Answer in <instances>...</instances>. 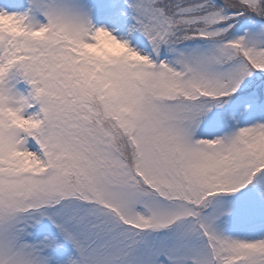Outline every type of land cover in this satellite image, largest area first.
Wrapping results in <instances>:
<instances>
[{
	"label": "snow or ice",
	"instance_id": "6c2138e0",
	"mask_svg": "<svg viewBox=\"0 0 264 264\" xmlns=\"http://www.w3.org/2000/svg\"><path fill=\"white\" fill-rule=\"evenodd\" d=\"M0 264H264V0H0Z\"/></svg>",
	"mask_w": 264,
	"mask_h": 264
}]
</instances>
